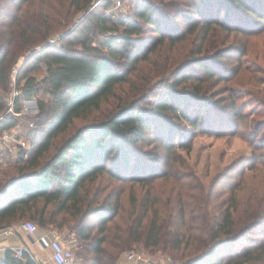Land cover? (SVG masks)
I'll list each match as a JSON object with an SVG mask.
<instances>
[{
  "label": "trees",
  "instance_id": "trees-1",
  "mask_svg": "<svg viewBox=\"0 0 264 264\" xmlns=\"http://www.w3.org/2000/svg\"><path fill=\"white\" fill-rule=\"evenodd\" d=\"M32 1L14 0V3L20 6L25 2L32 4ZM62 1L67 3L68 9L88 11L85 21L92 20L100 33L110 35L96 44L85 24L76 35L61 37L59 46L41 48L32 67L24 68V62L17 72L15 84L19 93L14 97L15 108L9 113L6 110L11 67L27 47L39 44L40 37L50 35L52 25L49 18L43 16L44 30L42 36L36 38H28V33L33 31L20 25L0 32V133L4 128L12 129L18 125L16 113L20 111L22 100L36 96L39 91L46 92L51 98L49 102L38 101L40 113H50L51 121L45 128L31 130L30 150L13 162H0V226H3L0 231L16 228L25 218L33 219L38 227L45 229L61 230L68 224L66 235L72 234L78 242V264H118L123 251L137 247L148 256L170 255L182 260L183 264H264V240L238 244L249 233L264 235L262 198L239 209L233 193L227 202L213 210L212 192H205L202 186L190 185V180L185 185L187 177L191 176L174 175L175 189L164 195L163 191L151 186L154 177L161 173L156 165L158 161L154 160L156 157L152 156V164H149L135 149L147 133L151 137L147 144L167 150L175 146L179 132L187 130L170 120L185 122L192 130L204 131L210 123V116L206 117L203 112L208 108L198 100L199 86L178 88L196 77L193 73L185 74L181 70L182 64L176 68L177 62H174L163 72H159L155 64L147 73L131 79L130 75L139 70L138 62L151 64V53L166 40L162 34L165 28L161 26L160 15L153 3L136 0L129 17L115 20L106 14L112 0H100L91 10L95 0ZM222 1L228 2L231 8L261 17L257 5L249 0ZM210 5L211 0L190 3L191 11L206 19L201 24L204 34L211 25L228 31L225 23L214 22L212 13L204 10ZM197 24L189 26L188 30L194 31ZM176 29L175 37L168 36L170 46L183 41L187 33ZM149 30L154 33L152 36L144 34ZM192 60L195 67L213 75L207 64L197 61L195 56ZM40 61L45 64V76L37 81L30 72L38 69ZM145 67L142 68L146 70ZM166 75L170 85L151 107L144 108V103L148 104L151 97L154 80L167 78ZM125 85L130 87L127 94L123 89ZM116 89L122 93L116 95ZM111 98V111L105 118L79 128L56 148L52 156L41 162L54 138L64 133L74 119L99 111ZM194 102L203 105L191 107ZM211 122L215 124L216 119L212 118ZM261 129L259 126L258 134ZM36 140L39 141L36 143ZM112 159V164L108 165V160ZM171 172L172 165L168 172L161 174L168 178ZM102 178L150 186L139 201L130 192L129 210L125 211L122 191L110 190L104 194L109 186L97 185ZM172 197L176 199L175 203ZM115 217L118 222L109 224ZM0 264L37 263L28 253L18 258L13 250L6 249L0 255Z\"/></svg>",
  "mask_w": 264,
  "mask_h": 264
},
{
  "label": "rangeland",
  "instance_id": "rangeland-1",
  "mask_svg": "<svg viewBox=\"0 0 264 264\" xmlns=\"http://www.w3.org/2000/svg\"><path fill=\"white\" fill-rule=\"evenodd\" d=\"M0 1L2 2L0 32H6L12 26L20 25V27H28L33 31V33H28V38H36L42 36L44 30L41 25L43 16H47L52 25L50 35L46 38L40 37L41 42L39 44L27 47L11 67V86L7 101L12 98L13 104L12 111L9 113H12L15 108L14 92L15 90L18 91L15 84L17 72L24 62V68H31L33 62L37 60L41 48L44 46L47 48V45L59 46L61 37L69 34L76 35L77 30L85 24L90 28L96 44L110 35L100 33L92 20L85 21L88 11L68 9L67 3H62V0H33L32 4L25 2L20 6L14 3V0ZM150 1L160 15V21L163 24L161 26L165 28L162 34L166 40L156 52L151 53V64L138 62L139 70L130 75L131 79L134 80L135 75L147 73L149 68L155 64L158 66L159 72H163L165 68H171L174 62H177L176 68H180L178 66L180 63L182 64L181 70L185 74L193 73L196 77L183 82L178 88L199 86L200 99L198 100L204 105L200 102H194L191 107L202 104L204 108H208L203 111L206 117L210 116V123H207L206 131L192 130L188 124L185 125V122L179 123L177 120H170L187 131L179 132L174 143L175 146H171L168 150L152 143L147 144L146 142L151 140L148 133L145 134V140L135 145V149L145 156V162L152 164L150 158L156 157L153 159L155 162L158 161L156 165L161 173L168 172L172 165V175L165 178L160 173L159 176L154 177L151 183L152 188L163 191V194L166 195L175 189L174 185L177 181L174 176H191L190 178L187 177L185 185L187 180H190L188 182L190 185L202 186L205 192H212L213 210L220 207L222 202H227L233 193H235L237 208L239 209H245L249 202H255L261 198L264 202V0H249L250 3L257 5L261 17L241 9L231 8L228 2L211 0L210 8L204 10L208 14L212 13L214 22L225 23L229 30H222L216 25H211L206 34H204V29L201 26L202 22L206 20L205 17L191 11L193 8L190 3L194 0ZM195 1L200 2V0ZM97 2L98 0H95L89 10ZM135 5L136 0L128 2L122 8H113L112 4L109 7L111 11H107L106 14L113 16L115 20L126 18L132 14ZM194 23L198 24L196 29L191 32L188 28ZM174 26L178 27L180 33H187L184 35L183 41L170 46L167 42L168 36L175 37L178 34ZM234 28H238L240 31L234 30ZM144 34L152 36L154 33L149 30ZM194 56L197 61L208 65L213 73L212 76L204 69L194 66L192 60ZM144 65L146 70L142 68ZM45 68V64L40 61L38 69L30 73L37 81H41L45 76ZM166 76L167 78L154 80L155 84L152 86L151 97L148 104L144 103V108L151 107L158 100L160 93L168 88L171 81L168 79V75ZM123 89L125 93L130 91V87L127 85ZM115 93L119 95L122 92L116 89ZM50 99L46 92L39 91L36 96L22 100L20 111L16 113L18 125L12 130L24 141V147L15 144L10 149H6L8 152L4 150L1 163L13 162L20 154L23 155L30 150L31 130L45 128L51 121L50 113H40L38 101L49 102ZM112 99L104 102L99 111H93L89 115L74 119L64 133L54 138L51 147L41 158V162L52 156L56 148L79 128L105 118L111 111L109 102H113ZM34 102L36 110H34ZM212 118L216 119L215 124H212ZM259 126H262V129L258 134ZM38 141L36 140V143ZM187 146H189L188 149ZM112 162L113 159L108 160L107 164L110 165ZM97 185L109 186L104 194L110 190H121V202L125 211L129 210L128 194L133 192L139 201L150 186L145 185L143 187L129 182L121 183L108 178L99 179ZM172 201L175 203L176 199L172 197ZM24 221L37 223L29 218L22 220V222ZM115 222H118V217H115L109 224ZM67 225L61 230L56 228L50 230L59 234L66 250L77 261L78 242L72 234L66 235ZM262 230L264 231V226ZM243 238V241L238 244L246 245L248 240H251L252 243H260L264 240V235L262 233H249ZM130 250L143 251L138 247ZM130 250H125L123 253ZM160 258H169L183 263L182 260L170 255H160ZM153 260L157 261L158 258L154 257Z\"/></svg>",
  "mask_w": 264,
  "mask_h": 264
},
{
  "label": "built area",
  "instance_id": "built-area-1",
  "mask_svg": "<svg viewBox=\"0 0 264 264\" xmlns=\"http://www.w3.org/2000/svg\"><path fill=\"white\" fill-rule=\"evenodd\" d=\"M100 0H98L99 2ZM130 0H112L113 8H122L125 4H127ZM97 2V3H98ZM107 11H111L108 8ZM19 91L15 90L14 96L18 94ZM12 98H9L7 101V112L12 111ZM19 145L24 147V141L21 137L14 132L12 129H2L0 133V147L3 150L10 149L12 145ZM2 158H0L1 161ZM18 230L23 232L31 233L35 232L38 229V226L35 222L32 221H24L19 224L17 227ZM13 228H5L3 230L4 234H8L13 232ZM41 240L47 241L49 246L53 251V258L56 260L58 264H78L76 259L71 255L69 251L66 250L59 234L56 231L48 230L40 235ZM13 253L15 257L20 258L23 253H28L31 256L30 250L25 246H19L13 249ZM138 263H146V264H183L181 262L172 260L159 258L157 261L146 257L142 252L130 250L122 254L120 261L118 264H138Z\"/></svg>",
  "mask_w": 264,
  "mask_h": 264
},
{
  "label": "crops",
  "instance_id": "crops-1",
  "mask_svg": "<svg viewBox=\"0 0 264 264\" xmlns=\"http://www.w3.org/2000/svg\"><path fill=\"white\" fill-rule=\"evenodd\" d=\"M4 150L0 147V152ZM0 153V158H2L3 153ZM22 221H20L16 228H13V232L4 234L3 231H0V255L3 254L4 250L11 249L13 250L19 246L27 247L31 252V257L37 264H58L53 258V251L49 246L48 242L41 240L39 237L44 232L50 230L38 227L35 232L27 233L21 230H18L17 227ZM146 257L153 259L154 257L148 256L144 251H141ZM156 258H160L157 256ZM146 264V263H138Z\"/></svg>",
  "mask_w": 264,
  "mask_h": 264
},
{
  "label": "water",
  "instance_id": "water-1",
  "mask_svg": "<svg viewBox=\"0 0 264 264\" xmlns=\"http://www.w3.org/2000/svg\"><path fill=\"white\" fill-rule=\"evenodd\" d=\"M34 110H36V104H35V102H34ZM3 228V226H0V229H2Z\"/></svg>",
  "mask_w": 264,
  "mask_h": 264
}]
</instances>
